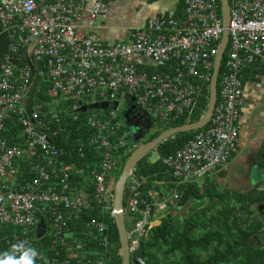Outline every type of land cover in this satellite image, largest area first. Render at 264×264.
<instances>
[{"label": "built area", "instance_id": "built-area-1", "mask_svg": "<svg viewBox=\"0 0 264 264\" xmlns=\"http://www.w3.org/2000/svg\"><path fill=\"white\" fill-rule=\"evenodd\" d=\"M113 1L89 5L87 0H0V245L8 249L13 243L33 245L40 239V221L45 225L42 237L50 238L53 250L67 246L68 217L63 211L79 214L96 204L111 209L116 182L112 174L130 134L117 108L86 112L88 145L99 163L92 173L93 193L82 195L70 185L72 175L81 173L66 163L67 151L58 146V133L50 128L55 109L42 113L35 104L41 81L50 85L49 106L74 100L77 111L102 102L117 107L122 102L124 110V92L151 125L190 116L209 90L223 32L219 0H182L181 17L159 15L147 28H127L122 40L105 45L94 20L106 17ZM229 6V39L208 127L163 159L182 182H200L227 169L237 153L241 72L264 67V0H229ZM84 20L86 33L79 28ZM7 122L18 127L9 138ZM79 152L82 156L81 148ZM127 183L123 213L134 221L128 239L134 252L167 211V202L174 205L179 197L175 190L170 198L150 192L151 201L146 202L139 189L143 181L132 172ZM91 225L97 234L106 231L103 223ZM100 243L107 247L106 237ZM49 262L61 264L57 258Z\"/></svg>", "mask_w": 264, "mask_h": 264}, {"label": "trees", "instance_id": "trees-1", "mask_svg": "<svg viewBox=\"0 0 264 264\" xmlns=\"http://www.w3.org/2000/svg\"><path fill=\"white\" fill-rule=\"evenodd\" d=\"M218 5V17L222 19L220 0ZM183 8V1L180 0L173 17H181ZM224 59L225 56L223 61ZM260 68L264 69V67ZM247 69L242 71L241 77ZM49 89L50 85L45 81L39 83L35 104L42 113L55 109V115L50 124L51 130L58 133L54 140L59 147L66 149L67 154L64 158L66 163L73 165L81 173L72 175L71 188L80 191L84 187L88 194H92V173L98 171L99 156L88 145L91 130L86 125V113L72 108L74 104H77L74 100L61 102L58 107L49 106L53 101L49 95ZM208 98L209 90H205L190 116H183L177 121H151L155 128L152 129V133L149 132L142 144L154 140L166 130L199 121L207 109ZM50 117L47 116L49 119ZM6 127L8 138L15 134L16 129L18 130V127L14 128L9 122L6 123ZM124 129L129 131L126 125ZM201 130L176 134L157 147L155 151L157 159L154 162L148 160L151 156L148 154L136 165L133 174L143 181L139 189L146 202L151 201L150 192H157L162 198H170L171 191L175 190L179 202L185 200L195 204L190 208L187 216L180 218L174 216L172 212L178 201L174 205L167 202L166 215L157 225L149 229L145 238L139 240V248L131 255V264H141V261L142 264H264V239L262 238L264 223L254 217L257 207L264 204V178L261 188L255 186L246 193L219 191L209 179L212 175L205 178L201 184L200 182H182L175 179L171 170L163 165L164 158L179 151ZM137 147L138 142L135 138L128 137L126 146L118 151L121 158L117 169L112 174L114 180L118 178L125 162ZM80 148L83 152L82 156L79 152ZM176 182L181 184L177 185ZM127 184L124 190V206ZM204 200L213 204L208 203L204 206L202 205ZM101 209L96 204L93 209L83 210L79 214L63 211V215L68 217V230L73 237L67 240V246L59 245L54 250L50 246L49 237L35 239L32 246L40 252L36 264H53L47 262L55 258L61 264L65 259L69 260V264H96L101 262L98 260H101L102 256L105 260L101 264H121L118 233L110 214L111 209ZM92 221L106 226L103 235L95 232L94 226L91 225ZM124 221L126 229L132 231L130 227L133 228L134 221L128 217H125ZM104 236L109 243L107 247H102L100 243ZM78 245L81 248L77 252L73 251L72 247ZM7 250L9 249L2 243L0 252ZM70 252L74 258H70L72 257Z\"/></svg>", "mask_w": 264, "mask_h": 264}, {"label": "crops", "instance_id": "crops-1", "mask_svg": "<svg viewBox=\"0 0 264 264\" xmlns=\"http://www.w3.org/2000/svg\"><path fill=\"white\" fill-rule=\"evenodd\" d=\"M95 1L97 0H87L89 5ZM179 2L180 0H116L111 4L106 17H98L94 20V27L98 28V35L103 43L109 45L114 41L122 40L127 28H147L159 15L174 16ZM79 28L83 33L88 32V22L80 21ZM241 79L242 107L237 153L232 157L225 171L209 178L219 191L246 193L255 186L261 188L264 177V69L256 66L247 69ZM83 188L80 189L81 194L88 195ZM112 202H110L111 216H113ZM185 203V200H180L179 205ZM72 237L73 234L69 233L68 238ZM70 255L73 254L70 252ZM101 263L96 262V264Z\"/></svg>", "mask_w": 264, "mask_h": 264}, {"label": "water", "instance_id": "water-1", "mask_svg": "<svg viewBox=\"0 0 264 264\" xmlns=\"http://www.w3.org/2000/svg\"><path fill=\"white\" fill-rule=\"evenodd\" d=\"M220 6H221V20H222V38L219 45L218 53L214 61V67H213V73L212 78L210 80L209 85V98H208V105L205 113L202 115V117L199 119V121L194 123H188L180 127H175L169 130H166L159 134L154 140L150 142H146L143 144H140L131 156L128 158V160L125 162L121 173L119 177L117 178L114 188H113V213L112 217L114 220V224L117 229L118 233V239H119V255L121 256V264H131V253H130V246H129V232L126 229L125 221H124V213H123V200H124V190L127 183V180L129 176L134 171L136 165L142 161L148 154H154L157 147L164 143L169 138L174 137L176 134L181 133H187V132H193L197 130H201L205 128L213 115L214 107L217 101L218 97V75L220 71L221 66V59L223 57V53L227 47L228 43V25H229V0H220ZM37 79L35 80L36 85ZM35 90L32 91L31 97L29 99L30 106L32 105V98L34 95ZM121 97L124 100V103L127 104L128 110L123 115V118L127 125H129V122L133 119L130 118V115L132 112L136 109L133 105L134 98L129 97L124 92L121 93ZM117 108V103L109 104L108 102H102V103H92L89 105L82 106L79 111L82 113H86L87 111H95V110H115ZM133 129L137 128L138 123H135V125H129ZM137 133V132H136ZM135 133V134H136ZM135 141H138V138L135 137ZM39 233L37 235L38 238H41L45 233V225L43 224V221H40V223L37 226Z\"/></svg>", "mask_w": 264, "mask_h": 264}, {"label": "clouds", "instance_id": "clouds-1", "mask_svg": "<svg viewBox=\"0 0 264 264\" xmlns=\"http://www.w3.org/2000/svg\"><path fill=\"white\" fill-rule=\"evenodd\" d=\"M127 231L129 232L130 230L127 229ZM129 246H130V242H129ZM17 253L19 254L17 255ZM130 253L132 254L133 252L130 251ZM39 256H40V252L36 247L30 244H26L24 241H20L17 243H13L9 250L0 252V264H36Z\"/></svg>", "mask_w": 264, "mask_h": 264}, {"label": "rangeland", "instance_id": "rangeland-1", "mask_svg": "<svg viewBox=\"0 0 264 264\" xmlns=\"http://www.w3.org/2000/svg\"><path fill=\"white\" fill-rule=\"evenodd\" d=\"M122 112H123V103L122 102H120L119 104H118V107H117V114H118V116H119V118L121 119V122L125 125V120H124V118H123V116H122ZM148 120V119H147ZM148 122H149V120H148ZM153 125V127H152V129H154L155 127V125L154 124H152ZM130 129V128H129ZM150 130V128L147 130L148 132H146L145 133V135L142 137V139H139L137 142H138V146L140 145V144H142V142H144V140H145V138L149 135V132H153V130ZM132 131H133V129H130V132H131V134H129V137L131 136L132 137V139H133V134H132ZM157 159V154H151V156L148 158V160L150 161V162H154L155 160ZM264 178V177H263ZM203 191H204V189H203ZM210 201H208V200H204L202 203V205H207L208 203H209ZM179 203L180 202H177V206L174 208V210L172 211L173 212V215L174 216H179L180 218H184L185 216H187L188 215V212H189V210H190V208L195 204L194 202H186L185 203V205H179ZM210 204V203H209ZM179 206V207H178ZM163 214H161L160 216H158L157 217V220H159L160 221V219L164 216V215H166V211H164V212H162ZM254 216H255V213H254ZM262 238L264 239V235H262ZM101 258V260H98V261H101V262H103L105 259H104V256H102V257H100Z\"/></svg>", "mask_w": 264, "mask_h": 264}, {"label": "flooded vegetation", "instance_id": "flooded-vegetation-1", "mask_svg": "<svg viewBox=\"0 0 264 264\" xmlns=\"http://www.w3.org/2000/svg\"><path fill=\"white\" fill-rule=\"evenodd\" d=\"M128 110V107L123 110L122 112V116L126 113V111ZM130 118L133 119L129 122V125H135V123H138L137 128L133 129L132 127H130L129 125L126 124V126L128 127V129H133L132 131V136L135 138L137 137L138 140L142 139V137L145 135L146 132H148L147 130L150 128V130L152 129L151 127V123L148 122V120L146 118L143 117V115L141 114V112L138 109H135L132 114L130 115ZM129 129V133L131 134ZM147 129V130H146ZM137 132V133H136ZM136 133V134H135ZM255 218L259 219V221L264 223V204L259 205L257 207V209L255 210Z\"/></svg>", "mask_w": 264, "mask_h": 264}]
</instances>
